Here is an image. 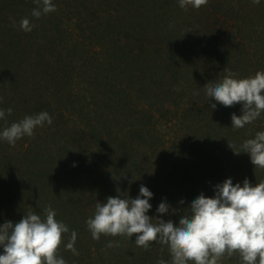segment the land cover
Segmentation results:
<instances>
[{"label":"trees","instance_id":"16d2710c","mask_svg":"<svg viewBox=\"0 0 264 264\" xmlns=\"http://www.w3.org/2000/svg\"><path fill=\"white\" fill-rule=\"evenodd\" d=\"M53 2L54 11L36 18L33 0H0V108L13 109L0 129L40 111L53 118L14 145L0 140V224L28 212L43 217L51 205L68 236L77 231L79 255L63 239L59 246L68 264L168 260L166 244L145 249L135 233L93 239L86 219L117 188L135 197L148 186V214L175 220L229 176L264 180V168L241 148L264 130V112L233 128L241 103L212 108L203 88L228 70L238 77L264 70V0L186 9L178 0ZM26 16L31 31L19 27ZM165 198L169 209L157 213ZM110 240L119 245L108 247ZM219 264H242L239 252Z\"/></svg>","mask_w":264,"mask_h":264},{"label":"clouds","instance_id":"9594fccd","mask_svg":"<svg viewBox=\"0 0 264 264\" xmlns=\"http://www.w3.org/2000/svg\"><path fill=\"white\" fill-rule=\"evenodd\" d=\"M33 2L37 7L31 11L32 17L39 18L56 8L53 0ZM252 2L259 4L261 0ZM178 3L185 9L189 5L200 8L208 0H178ZM19 27L31 31L35 25L26 16L19 21ZM203 88L207 100L213 99L212 108L217 106L216 102L224 106L241 103L242 114L231 115L233 128L244 127L264 112V70L247 77H238L228 70L222 78L206 82ZM12 111V107L0 108V119ZM45 122L49 125L53 122L46 110L26 115L0 129V140L14 145L19 138L31 136ZM241 148L250 155L255 168H264V130L245 139ZM153 196L150 188L141 184L135 197L117 188V195H110L102 202L98 200L94 214L86 219L92 238L98 240L101 234L132 238L135 233L136 245L145 249L152 241L166 244L170 258H158L156 264H219L225 253L231 256L234 252H239L242 264H264V180L253 184L245 177L242 183H234L229 176L214 186V195H205L202 191L191 199L187 211L175 220L171 216L153 220L155 216L148 214L153 207L150 203ZM179 199L183 201V197ZM169 207L167 199H162L156 212L164 213ZM44 212L43 217L37 212H28L19 221L7 220L0 224V246L3 247L0 264H68L59 255L62 239L64 248L79 255L75 247L77 231L72 229L69 237L68 224L56 218V210L51 205ZM118 245L119 241L110 240L107 246Z\"/></svg>","mask_w":264,"mask_h":264}]
</instances>
